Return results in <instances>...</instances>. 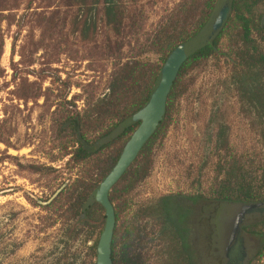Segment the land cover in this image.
Returning a JSON list of instances; mask_svg holds the SVG:
<instances>
[{
  "label": "rangeland",
  "instance_id": "1",
  "mask_svg": "<svg viewBox=\"0 0 264 264\" xmlns=\"http://www.w3.org/2000/svg\"><path fill=\"white\" fill-rule=\"evenodd\" d=\"M182 2L138 0L121 34L100 23L84 39L74 32L78 8L73 0H0V264L84 259V229L78 230L81 222L69 210L67 188L87 165L70 161L75 144L59 136L58 123L75 111L89 110L126 61L161 63L152 44L155 33ZM221 2L217 1L213 17ZM232 35L225 31L219 52L187 75L188 88L174 105L165 135L156 142L152 172L127 198L122 215L130 219L141 205L178 195L191 210L189 234L196 251L201 250L196 237L203 222L225 215L221 225L226 239L214 246L223 264L245 208L226 202L205 210L215 197L221 166L238 158L254 187L264 193L261 126L254 113L244 110L231 84ZM252 37L264 51V33ZM221 123L229 128V153L220 155L214 144ZM32 166L40 167V172ZM63 185L57 197L44 204ZM194 195L203 199L194 203L189 199ZM255 219L246 213L241 225L247 227ZM240 234L249 260L260 251L262 240L248 230ZM156 259L154 255L153 264ZM201 263L220 264L210 257L201 258ZM253 264H264V257Z\"/></svg>",
  "mask_w": 264,
  "mask_h": 264
},
{
  "label": "trees",
  "instance_id": "2",
  "mask_svg": "<svg viewBox=\"0 0 264 264\" xmlns=\"http://www.w3.org/2000/svg\"><path fill=\"white\" fill-rule=\"evenodd\" d=\"M217 1L184 0L180 3L160 23L155 33L152 44L161 54V63L137 59L126 61L114 72L107 91L90 104L89 110L84 113L75 111L58 123L59 136L72 139L73 146L75 144L70 153V161L87 165L82 175L67 188L70 196L69 210L81 222V229L78 230L84 229L81 232H84L82 240L85 257L79 261L78 256H73L64 260L65 264H96V249L105 225V210L94 200L93 192L117 163L125 144L140 125V121L128 123L127 120L149 100L170 53L182 43L195 44L203 37L214 15ZM73 2L78 8L74 32L86 39L90 33L97 31L100 23H104L113 33L121 34L130 17V9L138 0ZM227 30L233 32L230 44L231 84L244 110L256 116L264 141V51L252 37L254 33H264V0H232L231 12L223 28L212 41L191 53L182 64L168 95L163 120L109 193L116 215L111 244L113 264H153L154 255L158 261L156 264H202L201 258L205 257L218 259L223 264L222 254L220 250H214V246L216 241L217 244H223L226 239V231L221 225L222 222L225 225V215L217 219L210 217L207 222H203L202 218V226L209 223L210 229L207 236L203 237L202 226L199 227L196 241L200 251H196L190 241L188 223L191 210L182 204L178 195H164L147 205H141L130 219L122 215L128 206L127 198L152 172L156 142L165 135L174 105L188 88L185 83L187 75L219 52V44ZM228 130L227 125H219L214 146L220 155L221 152L229 153ZM32 168L34 172L41 170L38 166ZM220 171V178L215 183V197L208 201L212 205L206 206L205 210L211 211L215 204L226 202L241 205L264 202V193L254 187L238 158L234 157L228 164L224 163ZM189 199L197 203L203 197L194 195ZM244 230L258 235L262 240L260 251L246 261V264H253L264 257V221L244 226ZM90 242L92 245H89ZM62 262V259L58 260L59 264H64Z\"/></svg>",
  "mask_w": 264,
  "mask_h": 264
},
{
  "label": "water",
  "instance_id": "3",
  "mask_svg": "<svg viewBox=\"0 0 264 264\" xmlns=\"http://www.w3.org/2000/svg\"><path fill=\"white\" fill-rule=\"evenodd\" d=\"M231 5L232 0H222L219 9L215 13V17L211 20L212 23L210 22L206 31L203 33V37L195 44L182 43L170 53L160 71L149 100L138 112L127 120L128 123L140 121V125L125 144L117 163L93 192L94 200L102 205L105 210V225L96 249V264H113L111 244L116 224V215L114 204L109 198V193L135 161L144 145L149 141L157 130L160 122L163 120L166 112L168 95L182 64L191 53L208 43L219 33L230 15ZM65 185L56 191V193L44 204L50 203L57 197ZM244 208L245 210L242 213L244 215L239 217L236 222L234 234L231 236L226 248L225 254L228 260L225 264H246L247 253L244 239L240 234V225L246 213L264 211V208L258 207L257 204L248 205ZM89 245H92V242H90Z\"/></svg>",
  "mask_w": 264,
  "mask_h": 264
},
{
  "label": "flooded vegetation",
  "instance_id": "4",
  "mask_svg": "<svg viewBox=\"0 0 264 264\" xmlns=\"http://www.w3.org/2000/svg\"><path fill=\"white\" fill-rule=\"evenodd\" d=\"M253 204H257L260 207L264 206V202H259V203H249V204H243V207L247 206V205H253ZM249 215H255L256 219L254 220L253 223L255 222H260V221H264V211L259 212V211H254L252 213H249ZM248 216V215H247ZM200 219V217H198L197 221ZM209 223H207V225L202 226V231L201 233L203 234V237L207 236V233L209 231ZM242 229L244 230V225H241V231ZM247 260V259H246Z\"/></svg>",
  "mask_w": 264,
  "mask_h": 264
}]
</instances>
